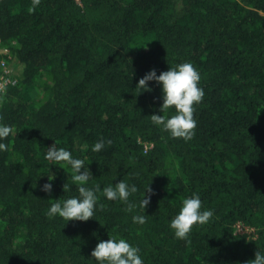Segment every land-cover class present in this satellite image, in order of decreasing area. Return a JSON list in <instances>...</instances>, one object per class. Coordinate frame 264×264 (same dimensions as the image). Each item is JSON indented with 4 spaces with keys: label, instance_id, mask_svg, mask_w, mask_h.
Here are the masks:
<instances>
[{
    "label": "trees",
    "instance_id": "obj_1",
    "mask_svg": "<svg viewBox=\"0 0 264 264\" xmlns=\"http://www.w3.org/2000/svg\"><path fill=\"white\" fill-rule=\"evenodd\" d=\"M0 48L16 78L0 93V123L13 129L0 151V264H97L91 250L113 235L143 264H245L264 252V0H0ZM182 62L204 90L190 140L152 123L155 80L136 87ZM100 138L111 143L93 152ZM52 144L84 159L88 187L124 179L138 205L149 183L146 222L101 193L93 218L49 217L55 199L78 195L70 168L45 159ZM167 163L175 175L164 178ZM194 193L214 214L176 238L170 219Z\"/></svg>",
    "mask_w": 264,
    "mask_h": 264
},
{
    "label": "clouds",
    "instance_id": "obj_2",
    "mask_svg": "<svg viewBox=\"0 0 264 264\" xmlns=\"http://www.w3.org/2000/svg\"><path fill=\"white\" fill-rule=\"evenodd\" d=\"M35 2L37 0H34ZM200 78L199 71L191 62L177 63L167 70L161 71L158 75L155 69L145 73L138 80L136 87L150 90L147 82L155 80L160 85L162 94L159 114L150 115L152 123L160 126L172 137L190 140L194 135L196 125L194 104L199 103L204 96V90L199 85ZM170 107H174L172 115L167 114ZM12 131L11 125L0 123V151L8 150L5 138ZM105 143L110 144L111 140L105 141L100 138L91 145V150L99 152ZM44 155L47 160L64 162L65 166L71 170V180L78 182V195L55 199V202L48 207L47 215L49 217L59 216L65 222L70 219L84 221L93 218L95 209L103 207L102 204H98L97 193H101L108 200H121L127 203L126 210L130 211L138 206L143 210V214L133 215L132 221L141 225L146 222L148 215L145 214V207L149 203V197L145 195V192L151 191L149 183L144 188L143 196L137 205L129 201L130 195L137 192L135 184H129L126 180L119 179L114 184L109 183L103 188L99 184L88 187L86 182L91 177V172L88 167H85L84 159L74 157L69 150L57 147L55 144L47 147ZM82 167L83 171H81ZM52 179L53 176L48 177V181L42 185L43 191L50 192L52 190L50 183ZM63 187L67 186L64 184ZM213 214L212 209L202 208L200 196L194 193L182 199L178 211L170 219L169 228L173 230L176 238L186 240L194 224H206ZM90 256L97 261V264H143L139 247L116 235L107 240L98 241L91 250ZM245 264H264V252L256 250L254 258L246 261Z\"/></svg>",
    "mask_w": 264,
    "mask_h": 264
},
{
    "label": "built area",
    "instance_id": "obj_3",
    "mask_svg": "<svg viewBox=\"0 0 264 264\" xmlns=\"http://www.w3.org/2000/svg\"><path fill=\"white\" fill-rule=\"evenodd\" d=\"M8 50L0 48V53H7ZM16 78L12 75L11 69L4 59L0 58V93L4 92L9 85H13ZM239 230H246L240 224L237 225Z\"/></svg>",
    "mask_w": 264,
    "mask_h": 264
},
{
    "label": "rangeland",
    "instance_id": "obj_4",
    "mask_svg": "<svg viewBox=\"0 0 264 264\" xmlns=\"http://www.w3.org/2000/svg\"><path fill=\"white\" fill-rule=\"evenodd\" d=\"M148 42H151L150 40H148L147 38L146 39H139L136 43L133 44L132 46V52H135L137 50H140V49H143L145 48L144 46H146L148 44ZM27 91V94L34 97L35 98V94H37L38 97L41 96L40 94V91L41 89L40 88H37L35 87L34 85L29 87L28 89H26ZM37 100V99H36ZM173 172L172 169H170V165L169 163L166 164V167L164 169V172H163V176L164 178H168L169 175ZM173 175H175V171L173 172ZM242 231V230H241Z\"/></svg>",
    "mask_w": 264,
    "mask_h": 264
}]
</instances>
